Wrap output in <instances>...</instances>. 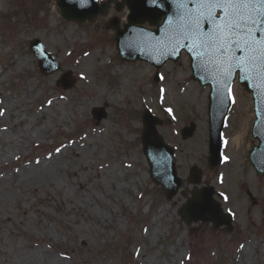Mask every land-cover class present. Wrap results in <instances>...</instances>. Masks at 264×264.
<instances>
[{"label":"rangeland","instance_id":"1","mask_svg":"<svg viewBox=\"0 0 264 264\" xmlns=\"http://www.w3.org/2000/svg\"><path fill=\"white\" fill-rule=\"evenodd\" d=\"M54 2L0 0V96L12 92L24 95L32 90L31 95L24 96L27 101L21 111L28 119L27 124L30 123L31 140L7 164L0 166V173L9 177L14 173L21 175L25 173V164L54 156L61 162L59 173L64 181L58 190L50 186L53 192L50 195L43 187L35 195L29 187L22 186L18 198L8 204L11 218L0 219V224L5 225L0 228L1 264H4L2 246L11 250L12 235L16 236L15 241L23 242L37 241L43 236L34 222L27 227L28 216L45 224L54 236L55 244L46 242L45 248L68 251L63 257L67 264H144V259L146 264H233L237 251L253 240L259 244L251 249L247 246L245 264H264V175L257 174L249 160L250 149L257 143L252 138L254 109L250 93L236 81L233 94L246 104L244 144L237 154L226 150L228 161L211 168L207 112L210 88L193 79L189 55L183 53L178 60H168L161 68L142 60L122 61L117 56L115 32L107 23L111 17L119 16L123 25L127 9L118 11L112 5L93 22L75 23L64 20ZM144 25L152 27L148 22ZM61 29L79 35L76 51L74 45L65 49L57 34ZM35 39L55 54L60 66L57 71L45 74L37 67L32 51ZM83 52H93L97 64L84 71V79L69 66L72 57ZM19 53L26 63L17 67L11 61ZM99 53L106 54L103 65L99 64ZM117 65L128 67V73H132L127 92L122 95L117 85L120 76L114 72ZM140 68L142 73L137 72ZM68 71L74 86L68 90L57 88L56 81ZM158 71L161 79L157 81ZM190 83L195 84V92L198 90L201 95L193 99L196 103L191 98L182 99ZM169 88L172 97L166 100L169 107L164 108L161 98ZM51 100L60 104L57 107L48 104ZM197 103L204 106L203 113ZM101 106L106 108L107 116L97 122L91 110ZM146 109L160 118L159 132L166 143L176 147L183 186L172 200L151 179L143 153L140 136ZM7 115L0 116V121L18 122L14 115ZM239 118L240 115L231 124V132L225 133L224 142L239 129ZM190 123H195L196 128L190 137L183 139L182 128ZM76 156H80L82 166ZM226 162L229 163L225 166ZM192 165L203 171L199 185L188 182ZM225 175L228 181L224 183ZM207 186L215 189L214 197L222 211L233 214V229L224 226L214 229L206 221L191 225L181 221L179 207L192 197L196 188ZM26 195L31 197L28 201L24 200ZM69 207H74V215H83L89 236L83 245L77 242L70 246L71 240L61 230L64 221L60 219Z\"/></svg>","mask_w":264,"mask_h":264},{"label":"water","instance_id":"2","mask_svg":"<svg viewBox=\"0 0 264 264\" xmlns=\"http://www.w3.org/2000/svg\"><path fill=\"white\" fill-rule=\"evenodd\" d=\"M61 9V14L68 20H94L99 13H104L109 5V2H105L100 6L96 0H56ZM130 10L128 17V23L125 24V28L122 29L120 21L117 17L111 20L109 27H113L117 32V46L119 49V57L121 59L136 60V59H149L151 62H155L157 66H162L167 59L173 58L177 60L180 56V52L183 48L189 51L191 41H181L180 46L175 44L174 49L171 48L165 50L163 55L146 56L139 50L131 51L128 46V40L134 34V28L136 23H143L149 20L151 24L157 25L160 29L156 31L158 38L167 37L170 31L169 20L175 19L177 11L174 0H124ZM123 3H119V9H122ZM189 7H192L190 4ZM165 16L164 23L160 25V18ZM205 30H210L207 25L204 26ZM156 34V35H157ZM259 35V34H258ZM35 43H39L36 41ZM190 52V51H189ZM191 53V52H190ZM237 55H240L237 52ZM53 59V56L51 57ZM51 61V60H50ZM194 78L198 79L203 86L211 84L212 90L210 94V118H211V157L209 163L212 167L216 166L220 162L221 152V135L224 120L227 116L230 108V102L228 101L227 85H232L235 78L236 70H233V74L228 77V81L223 88V96L218 104L216 101L217 84L216 78L220 76L219 71L207 60L194 59ZM214 67V69H212ZM212 69V71H209ZM53 71V70H52ZM247 76V78H245ZM240 82L243 83L247 89L253 90L257 99L256 114L258 117L264 115V87L261 82L248 75L245 72H241ZM66 80V78H65ZM71 84L66 85L68 88ZM94 114L96 118L101 120L106 113L103 108L95 109ZM159 122L155 116H152L149 111L144 114V133L143 143L144 151L149 159L151 165L152 179L157 184H161L163 189L166 190V196L168 199L172 198L182 185V180L177 176L176 163H175V149L164 143L162 137L159 135L156 125ZM195 125L186 127L183 131V137H190L195 129ZM264 136V126L260 125V120H257L254 137ZM261 151V147L255 146L253 152L250 154L253 165L258 169L260 174L264 173V166L260 167L257 160V153ZM202 171L197 166L192 167L190 182L200 183L202 178ZM213 188H205L203 190H196L194 197L190 198L189 202L183 205L179 213L182 216V220L187 223L193 221L212 220L216 224L231 223L229 217H222L219 204L213 201ZM215 224V225H216Z\"/></svg>","mask_w":264,"mask_h":264},{"label":"bare ground","instance_id":"3","mask_svg":"<svg viewBox=\"0 0 264 264\" xmlns=\"http://www.w3.org/2000/svg\"><path fill=\"white\" fill-rule=\"evenodd\" d=\"M70 33L71 32H69L68 30L65 31V29H61L57 34L58 38L65 43L66 50L72 49L74 45L73 49L76 51V43L79 35L76 34L73 30L72 33ZM71 53L72 52H70V55H73ZM92 53L93 52L87 54V52H83V54L75 55L71 59V64L69 66L75 73L80 72L79 76H81L83 79L86 77L84 71H88V67L89 69H91L93 66L97 65L94 62V54ZM99 54H101L99 56L100 58L98 59L99 64L103 65L105 63L104 58L106 54ZM11 63L14 66L18 67L21 64L25 65L26 60L25 57L21 56V54L19 53L15 57V59L11 61ZM128 71L129 68L126 66L117 65L114 67L115 74H118L120 76V82L117 85L120 91L119 94L121 95L122 92H127L126 85L128 82V77L132 75V73H128ZM137 72L142 73L143 70L140 68ZM12 74V76H15L14 73ZM26 94L31 95L32 90H27L24 95H19L12 92L11 95L2 93L0 96V110H3L4 112L1 117L3 118L5 114L14 115L16 117V120L18 121L17 123L4 122L3 119H1L0 121V166L7 164L12 159V157L20 152V150L24 148L25 144L31 140L32 134L30 130L32 129L30 123H28V126L27 117H24L21 113L23 106H26L25 104L27 100L24 98ZM183 95L184 97L182 99L191 98L192 100H197L201 96L198 90H196L195 92L194 83H190L187 87H185L182 96ZM171 97V90L169 88L164 91L161 98V105L164 106V108L169 107L166 100ZM97 99H100V97H98ZM235 102V105L237 106H235V108L231 110V116L228 119V125H226L223 133L225 135V133L228 134L229 131L231 132V124L233 123L234 119L240 115L238 121L239 129H237L236 132H233L232 135L229 136L230 138H226L224 154H226V150H228V152L230 150V152L237 154V151L240 149V147L242 148V145L244 144L242 127L244 124L246 104H244L243 100H238V98ZM59 104L60 103L58 101L55 103V100H51L50 105H55L57 107ZM197 107L199 111H202L201 113H203L204 106L200 103H197ZM80 159V156H76L75 158V160L79 162L80 166H82V160ZM37 161L39 163H37ZM228 163L229 162H226L224 165L226 166ZM60 164L61 162L58 158L54 156H46L44 159H36L32 162H29V164H25V169H23L25 173L21 175H18V173H14L11 174V177H9L6 173L1 172L0 201L2 202L3 206L0 207V209H2V212H0V219L6 217L11 218L12 214L10 215V213L7 211L8 204L18 198L17 195H19L20 193L19 190H22V186H25L24 189H27L29 187V189H31V191L35 195L39 194L40 187L45 188L46 192L49 195L53 193L50 186L54 190L62 188L64 186V181L59 173ZM15 179H17V181ZM222 180L224 183L227 182V175H225L224 178L222 176ZM28 198L31 197H29L28 195L24 196V200L28 201ZM3 208H5V211ZM73 208L74 207H69L65 209L64 218L60 219L64 221V225L61 226V230L66 234L65 236H67V238L71 240V243L69 244L70 246L74 243L76 244L77 242L83 245L88 242L89 236L86 235L87 227H84L83 215H74ZM26 222L28 224L27 227L34 222L39 228V233L43 236H41L37 241L31 240L30 242H23L15 241L16 236L12 235L10 248L11 250L9 251L6 245L2 246V259L4 260V264H67L66 260L63 257H65V254L68 251L63 250V252H60L57 250L56 252H53L44 247V243L46 242L55 244L54 236L49 233L47 226H45V224L42 225L37 218L33 219L29 216L27 217ZM4 227V224H0L1 229H4ZM258 244L259 243L254 240L248 242L246 248L237 251L235 261L231 259L233 260V264H245L246 262L243 256L247 251V246L251 249L252 247L256 248ZM70 246H67V248H71ZM14 252L16 253L14 254ZM144 261V264H146V259H144Z\"/></svg>","mask_w":264,"mask_h":264},{"label":"snow or ice","instance_id":"4","mask_svg":"<svg viewBox=\"0 0 264 264\" xmlns=\"http://www.w3.org/2000/svg\"><path fill=\"white\" fill-rule=\"evenodd\" d=\"M174 3L177 11L175 19L169 20L166 37L169 42L180 46L181 41H191L189 51L193 58L207 60L226 81L235 69L264 83V0H174ZM205 25L210 30L206 31ZM227 86L235 102L231 85ZM172 111L168 109L169 113ZM3 114L0 110V116Z\"/></svg>","mask_w":264,"mask_h":264}]
</instances>
